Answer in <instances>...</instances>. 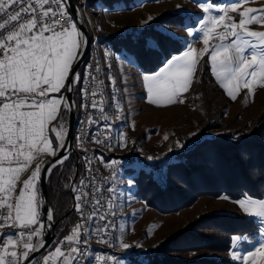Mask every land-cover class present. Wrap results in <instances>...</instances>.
Returning a JSON list of instances; mask_svg holds the SVG:
<instances>
[{"label":"snow or ice","instance_id":"snow-or-ice-1","mask_svg":"<svg viewBox=\"0 0 264 264\" xmlns=\"http://www.w3.org/2000/svg\"><path fill=\"white\" fill-rule=\"evenodd\" d=\"M193 2L197 3L203 15L198 26L194 30L187 28V33L190 37L200 33L204 48L197 53L189 45L182 54L167 58L155 73L143 74L147 102L156 106L184 103L179 96L190 87L197 58L205 55L209 57L214 78L232 100L236 99L241 88L247 89V97H253L256 87L264 89V31L251 30L249 25L264 27V8H244L239 11L237 20L228 12H237L241 5L251 0H236L230 6L199 3L198 0ZM213 11L217 15H212ZM151 20L150 17L146 23ZM168 26L160 27V35L171 36L167 33ZM84 43L83 34L68 15L67 0H0V229H13L11 234L0 232V264H32V254L45 247L43 230L51 227L54 215L49 209L46 221L41 218L43 199L38 185L42 174L50 176L53 169L69 159L67 154L60 155L61 151L67 152L68 129L64 115L78 105L66 94L76 91L82 80L88 79V76L82 77L76 71L83 57ZM161 46L158 40L150 38L146 41V47L155 49ZM108 55L106 52V60ZM120 59L132 63L129 56ZM95 71L99 73L100 69L97 67ZM91 80L96 82V88L81 87L80 95L86 96L90 91L91 96L98 97L90 107L103 114L105 101L100 91L103 81H99L97 76H91ZM108 81L115 92V81L110 74ZM120 111L117 104L116 120L123 118ZM101 118L105 121L104 132L110 133L112 129L107 125L108 116L102 115ZM87 123H94L91 116ZM110 138L105 135L101 140L97 135L93 142L104 144ZM117 146H127L124 134H121ZM184 147L183 142L176 141L177 149ZM42 154L58 158L49 162L46 170L42 167L43 162L37 164L27 178L22 179L33 160ZM147 159L161 160L162 157L149 156ZM110 163L118 165L120 161L112 160ZM87 170L92 171L91 160H88ZM112 179H117L115 173ZM127 183L131 187L134 180L129 179ZM91 184L94 189L91 200L87 191L89 181L81 179L78 186L71 188L79 222L43 255L42 262L38 264H132L123 257L94 253L88 248L85 236L97 237V242L108 248L118 246L127 251L132 247H141L139 243L130 245L122 238L109 235L113 223L108 220L107 214H101V210L113 208L118 189L111 186L102 189L96 186L95 180ZM102 191L109 193L107 204L101 200ZM219 199L231 198L222 196ZM231 202L236 203L244 214L260 222V239L243 255L233 251L232 259L243 260L244 264H264V198H252L245 193L242 198ZM88 206L92 209L90 212L86 210ZM96 220L102 223L94 229L86 227L87 223ZM120 231L123 232V227ZM248 239L246 236L233 237V249ZM137 259L138 264H148L143 257Z\"/></svg>","mask_w":264,"mask_h":264},{"label":"rangeland","instance_id":"rangeland-1","mask_svg":"<svg viewBox=\"0 0 264 264\" xmlns=\"http://www.w3.org/2000/svg\"><path fill=\"white\" fill-rule=\"evenodd\" d=\"M89 1L78 0L80 4L78 10L92 40L89 51L92 50L93 44L96 43V51L100 56L102 69L104 67L106 73L107 79H103L102 84L105 88V103L103 106L105 107V115L109 118L107 122L114 131V150L120 157L127 158L125 161L128 164L125 169L120 171L116 179L115 188L118 189V198L116 201L117 224L115 237L122 238L125 243L130 245L136 243L141 245L139 248L132 247L127 251L117 246L116 248L121 251L120 257L126 260H130V257H137L143 251L156 246L164 238L177 233L188 222L195 220L200 213H222L249 217L241 211L236 203L231 202L232 200L209 197L200 198L191 208L182 210L177 214L161 215L154 210L146 208L138 200L135 194V179L140 171L148 172L162 168L171 156L180 152L182 149L176 148L177 140L183 142L185 146H191L205 138L215 137L223 132L237 133L248 131L249 127L256 122V119L264 111V89L256 87L254 96L247 97V89L241 88L236 99L232 100L217 83L211 72L209 57L205 55L203 58H197L198 62L195 64L190 87L179 96V99L183 100L184 103L156 106L147 102V90L143 86L142 75L153 74L161 66L152 72H142L137 68L133 56L124 50L115 52L110 47L101 44L100 40L105 37L141 30L149 24L146 21L150 17L153 20L164 12L186 13L189 17L184 28L167 27V33L177 39L181 47L173 55L182 54L189 45L198 53L204 48L200 40L201 34L197 33L195 36L190 37L188 36L187 28H193L194 30L198 26V21L202 18L203 13H201L197 3H194L193 0L158 2L135 0L140 4L130 11L110 10L108 7L102 6L90 8L88 6ZM198 2L205 4L214 3L217 6H230L236 0H198ZM248 7L264 8V0H251V2L241 5L237 12L229 11L228 15L234 16L238 20L239 11H243L244 8ZM211 14L217 15L215 11ZM71 20L73 21L72 18ZM249 28L255 31H264V27L257 24L249 25ZM158 30L160 31V27ZM106 52L109 53L107 60L105 58ZM123 56H129L132 59V63L129 64L120 59ZM109 65L111 66L110 68ZM205 66L207 67L206 76L203 75ZM79 70L82 75L83 67L81 66ZM108 74L114 78L115 92H113V87L108 81ZM113 95L115 99H113ZM117 104H119L121 109L120 115L123 117L121 120L115 119ZM65 125L67 128V120H65ZM132 125H134V128ZM205 125H212L213 129L200 135L199 131ZM193 133L195 135H192ZM121 134H124L127 138V146L123 148L117 146L120 142ZM165 136L168 137L167 140L164 139ZM116 146L122 152H119ZM170 148L172 149L171 152H169ZM42 155H38L36 158H40ZM49 156L45 154L43 158L45 159ZM149 156L162 157V159L149 161L147 159ZM32 168L35 167L31 166L22 179L27 178ZM126 169L131 170L132 173H127ZM129 179L134 180L131 187L127 183ZM259 198H264V194ZM71 211L74 213L72 208ZM253 219L259 227V220ZM121 227H123V232L120 231ZM150 229L151 233L149 234ZM12 231L13 229L6 227L3 232L11 234ZM51 233L55 234L57 238L54 228ZM56 238L39 255L35 260L36 262L34 261L36 264L42 262L43 255L50 251ZM258 239L260 237L257 230L252 237L247 241H242L235 249H233L231 242L230 250L227 253L228 258L234 264H244L243 260H233L231 253L236 251L241 255L245 254L253 248ZM206 254L204 251L185 253L182 254L181 258L191 260Z\"/></svg>","mask_w":264,"mask_h":264},{"label":"trees","instance_id":"trees-1","mask_svg":"<svg viewBox=\"0 0 264 264\" xmlns=\"http://www.w3.org/2000/svg\"><path fill=\"white\" fill-rule=\"evenodd\" d=\"M74 2L80 8L78 0ZM138 4L140 3L135 0H90L88 6L130 11ZM67 12L71 18L68 10ZM188 17L186 13L164 12L141 30L105 37L100 42L115 52L124 50L133 56L137 68L142 72H152L181 48L177 39L160 35L158 28L163 25L184 28ZM150 38L160 41L162 46L155 49L146 47V41ZM206 71L207 67L204 69V76L207 75ZM78 86L74 91L77 105ZM64 118L68 120L67 112ZM212 129V125H205L199 134L203 135ZM80 166V163L76 166L75 157L71 156L62 166L56 168L48 179V202L53 211L54 232L57 234L50 250L69 234L70 229L77 223L76 216L71 211L70 183L74 178L79 181L82 179L83 168ZM126 171L132 173L129 169ZM135 184L138 200L146 208L161 215L177 214L189 209L202 197L219 199L227 196L232 201L242 198L245 193L253 198L262 197L264 111L248 131L223 132L191 146L187 145L171 156L162 168L148 172L140 171ZM257 230L258 225L253 218L222 213H200L195 220L188 222L177 233L169 235L137 257H130V261L132 264H138L137 258L143 257L148 264H234L227 255L232 238L236 235L250 238ZM203 251L207 254L191 260L181 258L185 253ZM35 262L33 264H36Z\"/></svg>","mask_w":264,"mask_h":264},{"label":"built area","instance_id":"built-area-1","mask_svg":"<svg viewBox=\"0 0 264 264\" xmlns=\"http://www.w3.org/2000/svg\"><path fill=\"white\" fill-rule=\"evenodd\" d=\"M82 73H85V76H88V79L82 81V83L78 86V89L80 90L81 87L85 89L96 88V82L91 80V76H97L99 79V73H97L94 68L93 53H92V57L88 58L87 67H83ZM100 91H102L101 87H100ZM78 99H83V105H89V107L86 108L83 107V110H77L76 115H82V124H81V129L79 131V149H74V153L72 156L75 157L76 166L79 163H86V166L88 167V160H91L92 171L89 172V176H88L89 186L87 188V191L89 193L88 199L91 200L92 193L94 191L91 184L92 180H95L96 186L101 187L102 189H106L109 186L114 187L112 177L116 165H112L111 163H108V156H116V160L120 162L127 160V158H120L118 154H112L110 139L105 141L104 144H97L93 142V140L97 135H99L101 140H104L105 135L110 136V133L104 132L105 121L101 118L103 114L100 113L98 110H93L90 107L91 102L95 99H98V97L91 96L90 91L86 94V96L82 97L79 91ZM89 116L93 118L94 123L92 124L87 123ZM107 125L110 126V124ZM94 151H102L103 162H101V158H94ZM85 157H87L88 159L86 160ZM74 185L76 186L79 185V179L77 180L76 178H74V180L70 185L71 197H73L74 195L71 192V188ZM100 196L103 203L107 204L109 199V193L107 191H102ZM72 210H74L73 198H72ZM86 210L90 212L92 209L90 206H88ZM74 213L76 215L77 222H79L78 213L75 210ZM101 214L108 215V220L113 223V230H114L113 214L111 213V210L104 208L101 210ZM101 223H102L101 221L96 220L95 227ZM5 228L6 227L0 229V232H3ZM109 235L112 236V231L109 233ZM97 240L98 238L94 237L93 245H99V252L120 256L121 251L118 250L116 247L108 248L105 245L98 243Z\"/></svg>","mask_w":264,"mask_h":264},{"label":"water","instance_id":"water-1","mask_svg":"<svg viewBox=\"0 0 264 264\" xmlns=\"http://www.w3.org/2000/svg\"><path fill=\"white\" fill-rule=\"evenodd\" d=\"M67 10L69 11L71 18L73 19V22L77 25L79 31L83 34V38H84V53H83V57L80 60V63L78 65V67L76 68V71L79 72L80 67L82 66V63L90 49L92 40L91 37L89 35V32L82 20V16L78 10V7L76 6L74 0H67ZM67 96L70 97L71 101L75 102L74 99V92L71 93H67ZM76 113H77V107H74L70 113H67V138H66V142H65V146L67 148V152L65 153L64 151L60 152V155H65L67 154L69 156V158L73 155L74 153V143H73V129H74V124H75V120H76ZM58 157L56 156H51L48 157L46 159H44L41 163H42V167L47 168L49 162H54ZM69 160V159H68ZM67 160V161H68ZM66 161V162H67ZM61 165H58L56 168L60 167ZM55 168V169H56ZM53 169V171L55 170ZM52 171V172H53ZM50 176L45 177L42 174V178L41 181L38 185L40 192H41V196L43 199V207L41 208V213H42V219L46 221V213L50 208L49 202H48V195H47V183H48V179ZM54 228V223L53 220L51 222V227L49 228H45L43 230V243L45 245V247L41 248L40 251L35 252L32 254V256L34 257L32 259V263L39 257V255L50 245L51 242L54 241V239L56 238V235L51 233L52 230ZM27 264V262H26Z\"/></svg>","mask_w":264,"mask_h":264},{"label":"bare ground","instance_id":"bare-ground-1","mask_svg":"<svg viewBox=\"0 0 264 264\" xmlns=\"http://www.w3.org/2000/svg\"><path fill=\"white\" fill-rule=\"evenodd\" d=\"M92 50L89 51V53H87L83 63H82V67H87L88 65V58L92 57V53L94 56V68L96 69L97 67L100 69L99 72V81H102V63H101V59L99 54L96 51V43L93 44V48H91ZM85 76V73L82 74V77ZM82 81H85V79H83ZM102 88V93H103V98L105 99V94H104V89L103 86L101 85ZM79 105H83V99H79ZM78 109L77 110H83L82 106H77ZM77 114V113H76ZM103 115H105V113H103ZM81 124H82V115H76V120H75V124H74V129H73V141H74V149H79V131L81 129ZM108 124V122H107ZM112 131L110 132V144L112 147V154H116L115 150H114V145H115V136H114V131L112 126L110 125ZM94 158H102V151H94ZM112 160H116V156H108V163H110ZM82 168H83V177L82 179H85L88 181V176H89V171L87 170V166L86 163H80ZM127 162L124 160L122 162H120V164L116 165V167L114 168V172L116 174V176L118 177L119 173L121 170L125 169L127 166ZM80 166V167H81ZM113 184L114 187L116 186V180H113ZM116 197L118 198V195L116 193ZM117 198L113 204V208L111 209V213L113 214V222H114V230H112V236H115V229H116V201ZM86 227L89 229H94L95 228V222L94 223H87ZM94 237L95 236H85L84 239L88 240V245H89V249L92 252H99V245H93L94 242ZM120 257V256H117Z\"/></svg>","mask_w":264,"mask_h":264},{"label":"crops","instance_id":"crops-1","mask_svg":"<svg viewBox=\"0 0 264 264\" xmlns=\"http://www.w3.org/2000/svg\"><path fill=\"white\" fill-rule=\"evenodd\" d=\"M103 79H107V78H106V73H105L104 67H103V69H102V81H103ZM103 88H104V86H103ZM104 90H105V88H104ZM116 148H117V150H118L119 152H122L117 146H116ZM43 157H45V154L42 155L40 158H35V159L33 160V162H32V167H35L37 164H41V162L44 160ZM49 157H51V155H50ZM47 158H48V157H47ZM45 159H46V158H45ZM24 176H25V173L23 174L22 178H23Z\"/></svg>","mask_w":264,"mask_h":264}]
</instances>
